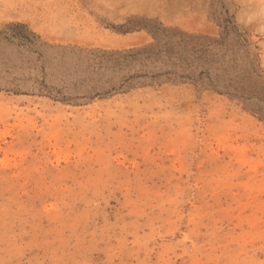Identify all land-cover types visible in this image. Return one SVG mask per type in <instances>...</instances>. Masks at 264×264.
I'll list each match as a JSON object with an SVG mask.
<instances>
[{
    "label": "rangeland",
    "instance_id": "374dc122",
    "mask_svg": "<svg viewBox=\"0 0 264 264\" xmlns=\"http://www.w3.org/2000/svg\"><path fill=\"white\" fill-rule=\"evenodd\" d=\"M96 2L131 50L0 28V264H264V0Z\"/></svg>",
    "mask_w": 264,
    "mask_h": 264
},
{
    "label": "crops",
    "instance_id": "0c3cea01",
    "mask_svg": "<svg viewBox=\"0 0 264 264\" xmlns=\"http://www.w3.org/2000/svg\"><path fill=\"white\" fill-rule=\"evenodd\" d=\"M96 1L0 0V28L9 27L17 33L26 31L39 38L43 45L60 51L63 49L81 51L107 49L111 53L127 51L126 48L131 45L123 46L121 43L133 33L130 28H126L130 24L131 14H127V10L116 12L115 9H107ZM91 19L94 27H85V23L69 26L71 21L90 23ZM101 19L109 23L106 25ZM63 28L73 30L79 39L63 41ZM124 28L126 29L122 31L121 29ZM101 30L104 32V37H107L104 39L106 44L100 42ZM143 30H146V27L139 28V31ZM90 35L93 36L91 42L88 38Z\"/></svg>",
    "mask_w": 264,
    "mask_h": 264
}]
</instances>
